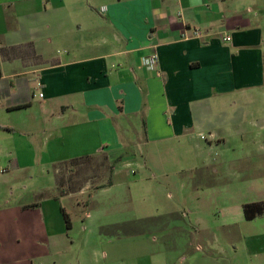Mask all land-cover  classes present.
Returning <instances> with one entry per match:
<instances>
[{
    "label": "crops",
    "instance_id": "0c3cea01",
    "mask_svg": "<svg viewBox=\"0 0 264 264\" xmlns=\"http://www.w3.org/2000/svg\"><path fill=\"white\" fill-rule=\"evenodd\" d=\"M261 6L264 0H0V173L7 196L14 176L19 184L32 180L28 173L50 171L49 197H71L56 173L74 159L125 157L111 166L116 183V172L133 175L122 168L133 164L126 152L138 144L163 157L185 156L195 140L208 150L221 143L226 109L264 82ZM147 56L156 58L155 71L143 65ZM169 141L177 148H166ZM42 204L7 202L1 215L19 216L14 228L5 224L7 232L19 233L21 215H44ZM122 227L99 226L98 239L122 236ZM133 230L125 235L138 237L140 229ZM60 231L70 239L69 223ZM147 242L136 254L93 264H173L156 259L163 255L154 238Z\"/></svg>",
    "mask_w": 264,
    "mask_h": 264
},
{
    "label": "rangeland",
    "instance_id": "374dc122",
    "mask_svg": "<svg viewBox=\"0 0 264 264\" xmlns=\"http://www.w3.org/2000/svg\"><path fill=\"white\" fill-rule=\"evenodd\" d=\"M261 8L257 20L264 25ZM234 101L218 130L221 143L211 142L208 150L207 143L195 140L185 156L171 152L163 157L149 155L151 149L138 144L126 152L130 155L125 160L133 164L122 168L133 175L116 172V183H111L116 185L104 190L99 187L110 180L108 168L125 157L74 159L66 164L69 167H60L56 182L69 198L49 197L54 185L50 171L26 173L32 180L19 177V184L14 176L9 197L8 186L2 183L6 175L0 173V264L13 259L17 262L10 264L107 262L113 254L125 258L138 253L152 238L163 255L156 253V259L173 264H264V214L244 221L240 212L244 204L264 202V82ZM175 146L169 141L165 147ZM183 160L197 172L184 171ZM32 189H41L40 196ZM39 198L44 215L36 220L21 215L19 233L7 232L5 224L14 228L19 216L1 215L10 207L5 204ZM60 210L71 227L70 239L60 231L65 229ZM85 212L90 213L88 219ZM112 224H123V235L100 241L99 226ZM132 229H140V235H125ZM58 232L59 237L51 235Z\"/></svg>",
    "mask_w": 264,
    "mask_h": 264
},
{
    "label": "trees",
    "instance_id": "16d2710c",
    "mask_svg": "<svg viewBox=\"0 0 264 264\" xmlns=\"http://www.w3.org/2000/svg\"><path fill=\"white\" fill-rule=\"evenodd\" d=\"M111 168H108V170ZM111 182H107V185H103L99 188L110 186ZM61 214L63 215V219L65 221V226L68 227V222L66 218V214L62 211ZM242 218L244 221H251L255 218L256 215L264 214V202L261 203H248L244 204L241 208Z\"/></svg>",
    "mask_w": 264,
    "mask_h": 264
},
{
    "label": "built area",
    "instance_id": "2783aa9c",
    "mask_svg": "<svg viewBox=\"0 0 264 264\" xmlns=\"http://www.w3.org/2000/svg\"><path fill=\"white\" fill-rule=\"evenodd\" d=\"M223 41L228 42L229 37L224 36L222 38ZM143 65L150 71H155L156 69V58L154 56H147L142 60ZM40 96V95H39ZM199 139L203 140L204 137L202 135L199 136Z\"/></svg>",
    "mask_w": 264,
    "mask_h": 264
}]
</instances>
